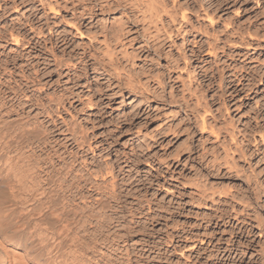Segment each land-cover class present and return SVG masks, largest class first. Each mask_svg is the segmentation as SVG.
Instances as JSON below:
<instances>
[{
  "label": "rangeland",
  "instance_id": "obj_1",
  "mask_svg": "<svg viewBox=\"0 0 264 264\" xmlns=\"http://www.w3.org/2000/svg\"><path fill=\"white\" fill-rule=\"evenodd\" d=\"M0 82L69 145L58 264H264V0H0Z\"/></svg>",
  "mask_w": 264,
  "mask_h": 264
},
{
  "label": "bare ground",
  "instance_id": "obj_2",
  "mask_svg": "<svg viewBox=\"0 0 264 264\" xmlns=\"http://www.w3.org/2000/svg\"><path fill=\"white\" fill-rule=\"evenodd\" d=\"M38 104L45 107L43 121L31 116ZM53 114L51 99L27 95L21 85L0 82V264H58L48 253L47 241L57 233L46 214L53 212L59 192L65 193L64 200L70 193L69 172L61 180L54 174L57 158L68 169L64 155L70 149L67 143L64 153L56 149L60 143L53 131ZM66 212L60 215L62 221ZM24 232L28 235L22 237Z\"/></svg>",
  "mask_w": 264,
  "mask_h": 264
}]
</instances>
